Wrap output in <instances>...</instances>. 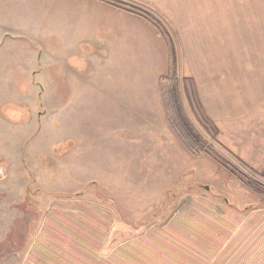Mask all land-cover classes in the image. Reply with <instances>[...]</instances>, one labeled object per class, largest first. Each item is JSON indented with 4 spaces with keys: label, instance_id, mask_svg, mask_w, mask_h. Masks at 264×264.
Returning <instances> with one entry per match:
<instances>
[{
    "label": "rangeland",
    "instance_id": "1",
    "mask_svg": "<svg viewBox=\"0 0 264 264\" xmlns=\"http://www.w3.org/2000/svg\"><path fill=\"white\" fill-rule=\"evenodd\" d=\"M26 48L3 47L0 58V264H21L42 226L53 229L58 210L79 198L113 211L104 248L124 244L127 261L238 264L247 248L259 252L264 247V194L247 190L212 159L187 154L190 172L168 183H163L168 164L157 172L149 156L147 170L141 165L145 160L138 152L144 153L147 143L152 151L151 122L167 124L156 77L103 79V88L87 94H57L62 78H55L53 60L47 78L42 72L26 73V65H44L38 61L39 45L33 63ZM177 94L185 117L213 147L216 161L229 162L264 186V170L247 167L218 143L188 80L178 78ZM81 124L96 140L97 156L86 161L96 173L104 166L100 175H79L70 166L71 131ZM157 145L169 149L166 141Z\"/></svg>",
    "mask_w": 264,
    "mask_h": 264
},
{
    "label": "crops",
    "instance_id": "2",
    "mask_svg": "<svg viewBox=\"0 0 264 264\" xmlns=\"http://www.w3.org/2000/svg\"><path fill=\"white\" fill-rule=\"evenodd\" d=\"M121 1L150 14L166 35L142 16L102 0H0V58L5 56L3 47L26 45V58L33 63L39 45L38 61L44 65H26L25 71L47 78L53 60L55 78H62L57 94H87L103 88V79L154 76L158 86L161 75L173 72L191 83L218 143L247 167L264 170V0ZM165 124L151 122L152 151L147 143L138 157L145 160L141 165L146 170L149 156L157 172L168 164L163 182L168 183L191 168ZM88 127L81 124L71 131L70 166L79 175H100L105 167L96 173L86 161L97 156ZM159 140L166 141L167 151L159 149ZM84 199L62 206L53 229L42 226L21 264H144L127 261L124 244L105 251L113 211ZM257 249L247 248V257L238 264H264V247Z\"/></svg>",
    "mask_w": 264,
    "mask_h": 264
},
{
    "label": "trees",
    "instance_id": "3",
    "mask_svg": "<svg viewBox=\"0 0 264 264\" xmlns=\"http://www.w3.org/2000/svg\"><path fill=\"white\" fill-rule=\"evenodd\" d=\"M108 4L124 9L128 12L135 13L142 16L162 35H166L165 31L158 24L154 18L144 10L128 4L121 0H102ZM178 78L175 73L161 75L158 79V88L160 101L163 109V113L167 124L175 134L179 141L182 150L191 157L197 158L200 156H206L212 159L217 167L221 170L227 171L232 177L236 178L247 190L253 193L264 194V186L260 185L250 175L243 174L236 169L229 162L216 161L213 153V147L205 140L191 125V123L185 117L177 94ZM211 124V121L207 119L206 125ZM264 176V171L262 172Z\"/></svg>",
    "mask_w": 264,
    "mask_h": 264
}]
</instances>
